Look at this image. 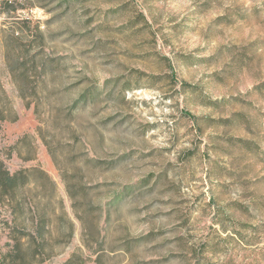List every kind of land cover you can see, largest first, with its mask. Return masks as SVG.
<instances>
[{"label": "rangeland", "instance_id": "1", "mask_svg": "<svg viewBox=\"0 0 264 264\" xmlns=\"http://www.w3.org/2000/svg\"><path fill=\"white\" fill-rule=\"evenodd\" d=\"M0 264H264V0H0Z\"/></svg>", "mask_w": 264, "mask_h": 264}, {"label": "trees", "instance_id": "2", "mask_svg": "<svg viewBox=\"0 0 264 264\" xmlns=\"http://www.w3.org/2000/svg\"><path fill=\"white\" fill-rule=\"evenodd\" d=\"M141 16H143V14H142ZM184 115H186L187 117H190V118L193 117L192 114H191L190 112H184ZM195 119H196V118H195Z\"/></svg>", "mask_w": 264, "mask_h": 264}]
</instances>
